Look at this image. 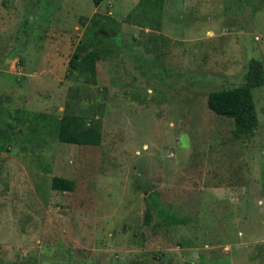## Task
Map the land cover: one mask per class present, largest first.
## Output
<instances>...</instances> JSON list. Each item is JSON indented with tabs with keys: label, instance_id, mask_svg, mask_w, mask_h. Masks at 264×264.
Returning <instances> with one entry per match:
<instances>
[{
	"label": "rangeland",
	"instance_id": "obj_1",
	"mask_svg": "<svg viewBox=\"0 0 264 264\" xmlns=\"http://www.w3.org/2000/svg\"><path fill=\"white\" fill-rule=\"evenodd\" d=\"M140 1L0 0V264H264V86L252 136L208 107L264 62V4L164 0L158 31ZM95 13L89 84L68 65ZM68 115L101 145L60 142Z\"/></svg>",
	"mask_w": 264,
	"mask_h": 264
},
{
	"label": "trees",
	"instance_id": "obj_2",
	"mask_svg": "<svg viewBox=\"0 0 264 264\" xmlns=\"http://www.w3.org/2000/svg\"><path fill=\"white\" fill-rule=\"evenodd\" d=\"M96 8L105 0H92ZM264 4V0H262ZM164 9V0H141L137 9L128 16L130 22L133 16L139 17L134 24L150 30H161V18ZM108 17H101L95 13L87 26V36L81 42L68 65V75L79 74L83 82L89 84L97 83V61L100 58L97 47L103 39L100 31L108 24ZM264 86V62L252 60L246 75L244 85L211 92L208 96V107L216 115L231 118L234 121L233 136L236 139L252 136L259 127V116L256 108L254 90ZM58 138L66 144L99 146L102 143V123L99 120L81 119L77 116L68 115L62 121ZM52 187L59 191L71 192L74 190V183L71 180L55 177ZM149 198L153 196L149 195ZM157 206L162 207L158 204ZM160 217L167 226H179L187 223L186 219L159 209ZM151 213L147 211L146 219L150 222Z\"/></svg>",
	"mask_w": 264,
	"mask_h": 264
},
{
	"label": "crops",
	"instance_id": "obj_3",
	"mask_svg": "<svg viewBox=\"0 0 264 264\" xmlns=\"http://www.w3.org/2000/svg\"><path fill=\"white\" fill-rule=\"evenodd\" d=\"M101 6V5H100Z\"/></svg>",
	"mask_w": 264,
	"mask_h": 264
}]
</instances>
